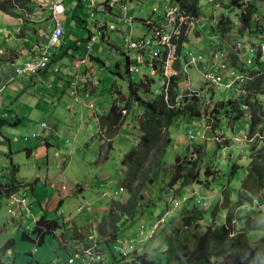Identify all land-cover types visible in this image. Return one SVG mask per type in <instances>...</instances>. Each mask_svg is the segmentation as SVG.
<instances>
[{
	"label": "trees",
	"instance_id": "1",
	"mask_svg": "<svg viewBox=\"0 0 264 264\" xmlns=\"http://www.w3.org/2000/svg\"><path fill=\"white\" fill-rule=\"evenodd\" d=\"M171 1L194 17L199 16L198 0ZM28 4L29 0H3L0 1V11L17 15L14 10H25ZM225 8L231 14L221 13L209 26L210 33L222 38V42L225 36L235 30L236 26L238 28L235 32L238 35L258 30L260 14L254 3L245 5L243 0H230ZM232 14L237 22L235 24L230 17ZM237 55L235 52H230L231 68H238L237 72L246 74L249 80L240 87L238 96L230 95L221 99L215 114L212 113V119H210L215 124L217 119L231 121L234 124L246 122L248 125L246 133L249 147L248 164L239 169L235 167L228 173V179L231 181L239 171L242 172L240 186L235 191L234 200H232L231 191L228 188L231 182H228L226 186L222 185L220 191L222 204L218 203L212 211L213 217L218 210H225L224 223L219 227L215 226V223L211 224L212 226L209 225L206 231L197 238L196 248L191 253L184 244L179 245L176 250L170 248L160 251V248H157L151 255L146 250L138 251V246L125 256L114 252L117 242L129 238V232L132 229L139 227L136 230L140 228L152 230L157 224V222L151 224L152 211L156 208L157 203L166 200L168 204L174 206L177 204L178 206L177 198L186 201L191 197L187 193L189 186L196 185L199 188L210 190L213 184L218 181H214L210 177L212 168L205 164L201 165L203 155H201L199 146H193V150L188 154H174L169 159L173 146V136H170L169 128L180 117L187 122L194 120L197 123L201 116L200 108L203 106L199 91L191 96L187 93L184 98H178L179 84L184 77L180 73L179 66H175L178 67V74L169 80L168 102L165 101L162 89L158 91L160 93H155L152 88V84L155 83L154 76L138 74L140 78L137 80H131L129 76L128 101L137 106L141 110V114L133 120V128L138 131L137 144L125 153L120 161L119 185L128 195V199L124 203L113 200L106 215L97 224L95 230L97 235L102 238V240H97L102 242L101 247L95 241L87 242L85 237H80L76 232L71 239L76 238L75 243H80L82 245L80 247H75L71 243L67 248L66 236L60 234V238L57 237L58 256L63 254L62 250L66 249L67 251V253L65 252L67 256L62 259L64 264H68L69 259L79 248L85 250L91 246H94L95 252L101 255L106 253L112 259L110 264H264V214L261 209V204H264V74L262 73L264 66H260V69L247 67L244 62L238 59ZM202 57L204 59V56ZM154 65H158V72L161 73L159 61L154 62ZM146 96H149L150 99L147 100ZM129 102L124 106L115 104L106 114L97 116V128L101 138L108 139L109 148L110 140L117 135L126 120L125 113H129ZM167 103L173 105V108H169ZM243 106H246V109H243ZM194 122L192 121V123ZM1 123L4 121H1L0 125ZM186 133H189L188 130ZM225 144V147L233 146L231 139L227 140ZM220 181H223V178ZM26 186L32 188V183L17 184L14 178H11L8 184L0 182L1 193L5 196L15 194L20 191V188ZM146 189L155 194L153 198L145 197ZM144 198L147 201H144ZM193 206L192 212L194 213L196 206L195 204ZM240 209L242 211H239ZM237 211L239 213L236 216ZM165 213L167 211L163 214ZM243 214L244 216H242ZM162 215L158 217V221L163 218ZM187 219L189 218L185 220ZM141 221L145 223V226L140 224ZM184 222V226L187 228L189 223L188 221ZM236 226H241V228L236 231L234 228ZM63 227L64 225L58 221V218L40 217L31 231L35 237V245L41 246L47 235H55V232ZM248 232H257V237L249 240ZM148 234L150 233L144 231L140 242L149 238L148 244L152 243L154 236ZM259 238H262L263 241L258 242ZM13 248L14 241L11 239L0 248V264H6L3 257ZM185 249L189 253L180 257L179 254ZM73 264L87 263L83 258H78L73 261ZM96 264L104 263L101 260Z\"/></svg>",
	"mask_w": 264,
	"mask_h": 264
},
{
	"label": "rangeland",
	"instance_id": "2",
	"mask_svg": "<svg viewBox=\"0 0 264 264\" xmlns=\"http://www.w3.org/2000/svg\"><path fill=\"white\" fill-rule=\"evenodd\" d=\"M206 1L207 0H199L198 5L202 8L201 11L203 13H200L199 17L197 18L199 21L203 20L200 21V23L203 24H209L214 19L216 20L221 13L220 8H215L212 4H209ZM222 1L225 5L228 4L227 0ZM244 3L245 5L248 4V2ZM155 4L156 3H154L153 0H139L137 3H130V8L132 10L134 9L135 12L136 10L140 11L142 18H145L151 14V10L154 8ZM162 5L163 2H159L155 8L161 12ZM128 12L129 10L127 13ZM263 12L258 11L260 17L258 18V30L255 32H246L243 35H238L235 32L238 28V26H236L232 33L224 37L223 42L221 41L222 38L220 39L218 36L216 37V34H214V40L211 39L213 36H202L201 42L203 43V46L196 47L195 50L201 51L203 48H205V51H209L208 54L205 55L208 56V58L204 57L203 62L198 64V67L201 68L205 63H209V66H211V59L214 55H218L216 53L219 51L221 52V61L224 64H226L228 61V68H231L232 58L230 57V52H234V46L237 43H240L245 47L243 51L237 55L241 62L246 63V61L249 60L252 64H250L252 68H257L260 66L263 67L264 63H258L257 59L259 47L264 46V38L259 35V29L264 24ZM150 16L153 17V21H156L158 24H165L164 20L162 19V15L158 16L156 14H151ZM230 17L231 19L235 18L234 14H232ZM102 22L118 25L117 23L112 22L110 18L107 19V21H104L103 18ZM122 31L125 32L124 29ZM142 32H144L143 29ZM190 32L191 31L189 30L187 33L184 32L183 34L188 35ZM82 36H85V34ZM47 38L48 35L46 36V41ZM109 38L110 41H103L101 40L102 38H99V41L96 43L93 50V55H95L100 61L94 62V65L98 63V65H101L100 68L102 69V71L99 69L98 75L96 76L99 82L101 81L98 86L100 93L98 94L95 92L93 94L96 95L97 99L99 98V101L102 100V97H104L101 104L97 106L96 113L98 116L103 115L101 114L102 110H105V113H107L111 107L112 95L110 94V90L117 88L124 95H127L128 93L129 79L126 71L125 58L123 56V54L127 53V49L123 37L118 36L116 33H111ZM112 45L117 46L118 50L111 48ZM186 47L187 49L189 47L187 43H185V48ZM248 47H250L251 51L247 50ZM185 59L186 58L183 57L181 61L184 62ZM130 62L131 65H134L133 58L131 57ZM233 69L236 71L238 70V68ZM140 70L142 71V74L148 72V68L145 66H142ZM186 74L187 76L183 74V81H181L179 84L178 98H184L189 90H193L194 92L199 91L202 96L201 100L203 106L200 108L201 116L197 123L196 121L194 122V120L187 122L184 120V118L180 117L174 122L175 124L169 128L171 137L174 136V134L179 135L182 133L180 137L184 140L183 142L180 141V144L184 147L178 153H176V150L179 149V147L176 146L177 144L173 143L171 153L169 154V159L172 158L174 154H188L193 150V146H199L201 155H203L201 165L205 164V166L207 165L212 168V176L210 177H212L214 181H218L213 184L210 190L199 188L196 185L189 186L187 188V193L188 196L191 197H189V199L187 198L188 200L186 201H183L182 198H177L176 200L179 202L178 206L177 204L175 206L173 204H168L166 200L157 203L156 208H154L152 211L153 218L151 220V224H155L156 222L157 224L152 228V232L148 234L149 236H154V241L148 244V238L139 242L137 245L138 251L146 250L149 252V255H151L152 252H155L157 248H160V251L170 248L176 250L178 246L182 244L187 246L191 253L196 248L197 238L206 231V228L209 225L212 226L213 223H215V226H221L225 221L226 211L220 209L217 211V214L213 216L214 218L212 217V211L214 210L215 206L218 203H220V205L222 204V200H220L221 188L224 185L226 186L228 182H231L228 185V188L231 191V199L234 200V193L240 186V181L243 177V174L241 171H239L233 180L230 181V179H228V173L235 167L237 169L245 167L249 161V147L246 138V133L248 130L247 123L237 122L234 124L231 121L226 122L225 120L216 119L215 124L210 121V119H212V113L215 114L214 112L217 110L220 100L230 96L231 94L229 92H226L227 95L224 93H218L216 89L211 86V84L206 83L201 77L196 75L194 68L187 70ZM221 75L225 79L228 78V72L226 71ZM139 78L140 76L138 74L132 75V80H137ZM153 79L155 80V83L152 84V88L156 93L161 90L163 78L159 75H156L153 77ZM19 81L26 83L25 80L16 78V81L12 85H9L0 95L3 102V108L1 109L2 114L4 111H6V120L10 122V124H6L2 127V134L8 138L11 143V155L0 156L4 160L3 166L1 168L13 170L10 161L13 162V166L15 165V167H17V165H19L21 168H24V166L41 165L42 162L44 163L46 161V157H49L50 171L61 174L63 170L64 159L71 158L72 155V157H74L72 169L66 170L63 177L57 179L59 182L58 185L61 183L68 184L69 182L73 181V176H79V165L82 164L83 167L80 174V179L86 178L91 186H95V188L104 190V192L107 193V198H100L102 203L108 201L111 204V200L120 201L122 203L126 202L128 195L124 190L123 192L119 191L118 179L121 173L120 161L123 155L137 144L138 131L133 128V120H135L138 115L141 114V110L137 106H134L133 103L129 104V113L127 112L126 120L119 129L117 136L114 138L112 137L110 148L108 146V142L104 143V141H106L105 138H101L96 122L88 118H86V120L83 119L81 123L78 122V119L74 123L75 119H73V123L69 124L67 128L63 127V130L57 131V138H54L52 145L47 147L41 143L43 132L39 126L44 120V116L42 114L43 110L46 107L52 109L56 107L57 111H61V113H64V115H69L70 117L71 113L62 109V101H50V99L48 100L46 98H43L42 100L37 99L36 92L39 90H33V87H28L25 92H23V94L17 98V93H15L13 86ZM111 81H113L117 87L114 88L111 85ZM146 98L147 100L150 99L149 96H146ZM37 104L39 110L37 109ZM9 105H11L12 108L10 110H6ZM121 105L124 106L125 103L122 102ZM32 109L36 111H32ZM29 111H31L30 115ZM15 114H17V116ZM17 117L22 118L21 123L11 126V122H14ZM192 121L194 123H192ZM187 130L189 133H186ZM73 131L76 132L75 137H73ZM33 133H39L40 137L38 139L30 138ZM190 134L193 135V139H190ZM24 137H28V139L23 140ZM229 139L232 140L233 146L225 147V142ZM25 147L31 151L29 158L26 157V153L24 151ZM99 163H102V165L100 166ZM232 163H235V165H232ZM221 178H223V181H220ZM102 180L105 183H109V188H103ZM88 191L89 190H87L86 193H88ZM65 194L67 193L65 192ZM144 195L147 199H151L155 194L146 189L144 191ZM73 201L80 202V199L74 198ZM144 201L147 200L144 198ZM110 204L108 206V210L110 208ZM193 204L196 206V211L194 213L192 212V208H194ZM94 207L95 206L93 205L92 209H94ZM89 208H91V206ZM182 209L185 210L182 211ZM261 209L264 214V204H261ZM99 210L101 214L94 213L91 215L90 211H88L85 207L83 211H80L78 219L76 220V225H87L82 226L80 229H76L74 226L73 229L78 234L85 237L87 242L91 243L95 241L101 247L102 242H98L97 240H102V238L97 235L95 230L96 224H93L92 221L96 217V214L99 215L101 220L102 215L104 214L105 216L108 210L104 212L102 207L99 208ZM166 211L167 213L163 214ZM239 211H242V209ZM239 211H237L236 216L238 215ZM68 213L69 212L66 211L64 214L67 215ZM37 214L38 211L36 212V210H34L33 215L36 216ZM161 215L163 218L158 221V217ZM55 216L56 215L54 212L49 217L53 218ZM242 216H244V214ZM186 218L189 219L185 220ZM184 221H188L189 223L187 228L184 226ZM140 224L145 226L143 221H141ZM138 228L139 227L132 229L129 232L130 239H136V234L138 232L136 229ZM234 228L236 231H238L241 226H236ZM144 231L149 232L150 230L144 229ZM256 237L257 232H252L247 235L249 240H252ZM262 241V238H259L258 242ZM37 249L39 251L41 247H37ZM188 250H183L179 256H186L189 253ZM3 260L6 262V264L8 263V258H3ZM102 260L104 264H110L112 261V259L108 257L106 253H103ZM50 264L58 263L51 262ZM61 264H64L62 258Z\"/></svg>",
	"mask_w": 264,
	"mask_h": 264
},
{
	"label": "crops",
	"instance_id": "3",
	"mask_svg": "<svg viewBox=\"0 0 264 264\" xmlns=\"http://www.w3.org/2000/svg\"><path fill=\"white\" fill-rule=\"evenodd\" d=\"M54 1L55 0H29L27 9L14 10L17 15H10L9 13L0 11V95L9 85H12L16 81V78H21V80H25L26 83L19 81L13 86L15 93H17V98H19L28 87H33V90H39L36 92L37 99L42 100L46 98L48 100L50 99V101H62V109L71 113L69 117V115H64L61 111H57L56 107L53 109L46 107L43 110L42 114L44 120L39 126L43 132L41 143L47 147L52 145L54 138H57V131L63 130V127L67 128L69 124L73 123V119H75L74 123L77 119L78 122L81 123L83 119L86 120V118H88L95 121L97 124V106L101 104L104 97L99 101V98L97 99L96 95H93L95 92L98 94L100 93L98 86L101 81L99 82L96 76L98 75L99 69L102 71L100 68L101 65H98V63L94 65V62L100 61L93 55V50L99 38L102 37H97V40L91 47L90 53H87L86 50V46L90 42V37H94L95 35L96 24H112L102 22L103 18L104 21L110 18L112 22L118 24L115 25V31L106 32V37L101 39L103 41H110L109 35L111 33H116L120 37H124L125 34L127 35L130 33L132 39L144 38L151 34L146 22L152 21L157 23L153 21V17L150 15L156 14L161 16L163 9L167 7L169 3V0H153L156 4L154 8H152L151 14L142 18L140 11L136 10L135 12L134 9L132 10L130 8V3H137L139 0H125V6L130 12H128L127 15L131 19L130 25L126 26L122 25L121 20L118 18L117 10H109L104 7V0H95L94 7L89 0H63V12L58 16L63 29L60 45L52 51L47 64L41 70L34 73H21L20 70L25 64L37 62L40 58V50L36 48L40 46L43 47L42 45L46 43V36L50 33L55 24L52 17V6ZM227 1L229 2L230 0ZM243 1L254 3L259 12L264 11V0ZM159 2H163L161 12L155 8ZM206 2L212 4L215 8H220L221 13L231 14L230 11L225 8L226 5L222 0H207ZM198 5L199 0L197 2V7L200 15V13L202 14L203 12L201 11L202 8ZM154 9L156 10L155 12L153 11ZM162 19L164 20L163 15ZM200 21L198 20V22ZM213 21L209 24L205 23L204 27L200 30L194 27L186 36L185 43L188 44V50L193 55H200L208 58V56L205 55L208 54L209 50L205 51V48L201 51L195 49L196 47L203 46L201 42L202 36L210 35L213 36L211 39L214 40V35L209 31V26ZM121 29H124L125 32ZM142 29L144 32H142ZM83 34H85V36H82ZM111 48L118 50V47L115 45H112ZM247 50L251 51L250 47H248ZM123 56L125 58V65L128 63V65H126V71L129 77L128 69L133 65H131L128 53L123 54ZM178 65L181 73V61H179ZM145 67L148 68V72L145 74L149 75L150 67L148 65H145ZM260 68L261 67H257V69ZM194 72L196 71L194 70ZM156 75L160 76V73H155L154 77ZM196 75L200 77L197 72ZM73 82H76L78 86V93L76 92L75 95L72 94L71 84ZM111 85L114 88L117 87L113 81H111ZM216 91L227 95L225 91ZM86 92L88 93L87 95H85ZM110 94L112 95L111 107L115 104L122 106V102H129L128 93L124 95L117 88L110 90ZM129 104H131V102H129ZM2 108L3 102L0 97V122L4 121V123L0 125V156H7L11 155V143L9 139L2 134V127L6 124H10V122L6 120V111L2 114ZM11 108L12 106L9 105L6 110H10ZM37 109L39 110L38 104ZM32 111L36 110L32 109ZM104 113L105 110H102L101 114ZM30 114L31 111H29V115ZM125 114L127 115V113ZM15 115L17 116V114ZM21 121L22 118L17 117L14 122H11V126L20 124ZM33 134L40 137L39 133ZM72 134L73 137H75L76 132L73 131ZM181 135L182 133L179 135L174 134L172 138L173 143L177 144L176 146L179 147L176 153L184 147L180 144V141H184L180 137ZM39 137H37V139ZM30 138H32V135ZM27 139L28 137L23 138V140ZM104 143L106 142L104 141ZM24 151L26 157L29 158L31 155L30 149L25 147ZM73 158L74 157L71 155V158L64 159L63 170L62 173L59 174L50 171L49 157H46V161L44 163L42 162L41 165L24 166V168H21L19 165H17V167H15V165L13 166V162L10 161L13 170L2 169L1 167L3 166L4 160L0 157L1 184H8L11 178H14L17 184L32 183V188L31 186H26L20 188L19 192L12 194L20 197L25 192L24 204L17 203L12 206L10 204L11 195L5 196L0 190V248L10 239L14 241V248L8 251L3 257L8 258L7 264H50L51 262L61 264V258H64V252L67 253V251L64 249L63 252L62 250L61 252H63L64 256H62L63 254L58 256L57 237L60 238V234L66 236L67 248L71 243L74 244L75 247L82 246L80 243H75L77 241L76 238L71 239L76 232L73 229L74 226L76 229H80L82 226L87 225H76V220L78 219L80 211H83L86 207L91 215H93L94 213L101 214L99 210L101 207L104 209V212L108 210L110 202L105 201V203H102L100 200V198H107V193L104 192V190L95 188V186H91L86 178L80 179L83 167L82 164L79 165V176H73V181L68 184L63 182L64 184L61 183L58 185L59 182L57 179L63 177L66 170L72 169V165L74 164ZM99 164L100 166L102 165V163ZM120 178L121 173L118 179L119 184ZM103 180V188H109V183H105ZM87 190H89L88 193H86ZM65 192L67 194H65ZM74 198L80 199V202H74ZM93 205L95 206L94 209H92ZM90 206L91 208H89ZM34 210H36V212L38 211L36 216L33 215ZM66 211L69 212L67 215L64 214ZM54 212L56 216L53 218H58V221L64 225L63 229L56 231L55 235H47L41 246L35 245V237L34 234L31 233L35 223L42 216L51 219L49 216ZM97 214L92 221L93 224H96L95 226L104 218L103 214L100 220ZM22 233H26L32 238L34 244L22 241ZM80 237L83 236L80 235ZM37 247H41V249L38 251ZM33 248H36V252H32ZM79 250L82 249L79 248Z\"/></svg>",
	"mask_w": 264,
	"mask_h": 264
},
{
	"label": "built area",
	"instance_id": "4",
	"mask_svg": "<svg viewBox=\"0 0 264 264\" xmlns=\"http://www.w3.org/2000/svg\"><path fill=\"white\" fill-rule=\"evenodd\" d=\"M94 7L95 0H89ZM63 0H55L52 6V17L54 19V27L48 34L47 41L43 47H37L40 50V58L37 62H31L24 65L20 70L21 73H34L37 70L43 68L52 54V51L60 45L61 37L63 34L62 26L59 22L58 16L63 12ZM103 5L106 9L117 10L118 18L121 20L122 25H130L131 19L128 17L127 7L125 6V0H104ZM156 11L155 9L153 10ZM164 18V25L147 21L146 24L149 26L151 34L144 38L132 39L131 34H125L123 37L127 53L133 58L134 65L128 69L129 76L132 80L133 74H142L140 68L148 65L149 76H154L158 72V65H154V62L159 61L161 69L162 81V92H164L165 101L168 102V86L169 80L172 76L178 74L179 61L185 57V61L182 62L181 73L186 74L187 70L194 68V70L200 75V77L208 84H211L217 90L230 92L232 95H237L240 91V87L248 82L249 77L244 73H238L237 71L227 69L226 64L221 61V52H217L211 59V66L209 63H205L201 68L198 64L203 62V57L200 55H193L188 49L185 48L186 34L189 30L192 31L194 27L198 30L204 27L203 23L198 22V18L188 13L184 8H180L173 1L169 0L168 6L163 9L162 12ZM116 26L113 24H96V31L94 37H90V42L86 46L87 53L91 52V47L97 40V37H106V32L115 31ZM186 35V36H185ZM264 37V31L261 33ZM234 51H243V46L240 43L235 44ZM215 54V53H214ZM259 58L264 63V46L260 47ZM247 65L251 62L247 61ZM179 66V65H178ZM228 72V79L222 77L223 72ZM264 74V70L262 71ZM72 94L75 95L78 89L77 83L72 84ZM187 95H193L195 92L189 90ZM88 93L86 92L85 95ZM169 108H173V105L167 103ZM246 109V106L243 107ZM39 137L36 134H32V138ZM190 139H193V135H189ZM120 192L123 189L119 190ZM26 193L24 192L20 197L18 195L10 196V204L25 203ZM141 234V233H140ZM120 244L114 246V252L125 256L128 252L134 249L135 245L133 241H123ZM32 252H36V248L32 249ZM83 258L87 264H96L102 260V255L95 252L94 246L85 250L77 251L74 256L68 261L72 264L75 259ZM102 263V262H101Z\"/></svg>",
	"mask_w": 264,
	"mask_h": 264
},
{
	"label": "clouds",
	"instance_id": "5",
	"mask_svg": "<svg viewBox=\"0 0 264 264\" xmlns=\"http://www.w3.org/2000/svg\"><path fill=\"white\" fill-rule=\"evenodd\" d=\"M244 2V1H243ZM199 17V16H198ZM233 21H234V24L235 23H237V22H235V19H232ZM264 31V24H263V26L261 27V31L259 32V35L261 36V33ZM262 37V36H261ZM262 38H264V37H262ZM243 46V45H242ZM243 49H244V46H243ZM246 50V49H245ZM236 54H239L240 52H236V51H234ZM242 52V51H241ZM259 56H260V47H259V49H258V63H263L262 61H261V59L259 58ZM51 57V56H50ZM247 61H249V60H247ZM246 61V62H247ZM245 65H247V63H245ZM252 65V64H251ZM251 65H247V66H251ZM226 67H227V69H230V70H233L232 68H228V61H227V63H226ZM42 69V68H41ZM41 69H39V70H41ZM39 70H37V71H39ZM235 71V70H234ZM225 79V78H224ZM228 79V78H227ZM226 80V79H225ZM244 85V84H243ZM242 85V86H243ZM240 89V88H239ZM217 90V89H216ZM226 92V91H225ZM77 93H78V89H77ZM230 93V92H229ZM231 94V93H230ZM232 95V94H231ZM239 94H237V95H235V97L236 96H238ZM244 107V106H243ZM123 113H125V111H123ZM126 115V114H125ZM106 141V143L108 142V139H105ZM111 142H112V140H111ZM109 149V148H108ZM120 189H122V188H119V190ZM121 192H123V191H121ZM143 232H144V229H142V228H140L139 230H138V232H137V234H136V239H130V238H127L126 240H121V241H118L117 242V244L116 245H118V244H120L119 242H123V241H133V243H134V245H135V247H134V249L136 248V246H137V244L140 242V240H141V238H142V235H143ZM152 232V230H150L149 231V233H151ZM141 233V234H140ZM121 245V244H120ZM134 249H132L130 252H132ZM130 252H128V253H130Z\"/></svg>",
	"mask_w": 264,
	"mask_h": 264
},
{
	"label": "water",
	"instance_id": "6",
	"mask_svg": "<svg viewBox=\"0 0 264 264\" xmlns=\"http://www.w3.org/2000/svg\"><path fill=\"white\" fill-rule=\"evenodd\" d=\"M21 240L26 241L30 244H34V240L32 238H30L26 233L21 234Z\"/></svg>",
	"mask_w": 264,
	"mask_h": 264
}]
</instances>
